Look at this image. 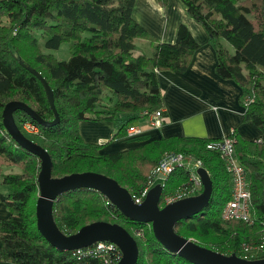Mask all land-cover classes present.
I'll return each instance as SVG.
<instances>
[{
    "label": "trees",
    "instance_id": "16d2710c",
    "mask_svg": "<svg viewBox=\"0 0 264 264\" xmlns=\"http://www.w3.org/2000/svg\"><path fill=\"white\" fill-rule=\"evenodd\" d=\"M158 1L167 4V0ZM134 2L0 0V177L8 187L3 204L9 212L7 218L0 219L2 262L103 264L101 255H87L91 246L58 251L36 228L40 161L10 137L2 112L8 102L19 101L42 121L55 119L46 88L37 76L52 93L57 123L42 125L20 110L13 112V118L22 134L49 154L52 177L99 173L137 198L162 156L172 151L192 154L202 159L209 172L211 195L206 207L177 222L174 232L226 256L243 258L245 250L264 246V0H181L215 50V74L241 90L243 121L261 133L255 141L239 139L234 133L235 156L247 172L252 225L220 219V211L230 199L231 180L219 156L204 149L208 140L170 137L102 155L100 145L81 139L80 121L112 122L116 130L111 140H115L125 137L130 124L162 109L158 74L184 73L200 48L184 25L178 27L174 43L157 41L133 20ZM137 40L150 44L153 53H138ZM62 45H67V60L52 53ZM26 122L35 125L39 133L23 132ZM4 167H16L20 173L3 174ZM183 185L189 188L187 174L177 170L161 189L159 207L166 206L165 197ZM52 218L65 236L95 222L121 226L136 242V264H190L167 252L155 239L150 224L129 220L100 192L78 189L61 194L53 202Z\"/></svg>",
    "mask_w": 264,
    "mask_h": 264
},
{
    "label": "crops",
    "instance_id": "0c3cea01",
    "mask_svg": "<svg viewBox=\"0 0 264 264\" xmlns=\"http://www.w3.org/2000/svg\"><path fill=\"white\" fill-rule=\"evenodd\" d=\"M131 15L153 38L163 43H174L178 27L184 25L200 48L193 54L184 73L169 71L158 74L165 113L162 125L151 127L148 119L142 125L134 122L129 126L139 127L142 131L140 136L111 140L116 130L112 122L80 121L78 131L85 143L100 145L99 153L104 155L170 137L204 139L209 142L234 132L242 140L260 139V131L251 123L243 121L244 109L239 103L241 90L232 81L217 77L214 71L216 53L208 41V35L201 24L189 17L181 0H167L165 6L160 5L158 0H135ZM137 41H140L136 43L138 53H153L147 42ZM7 169L12 171V167ZM7 195L8 187L0 177V219L9 216L3 204ZM0 264L10 263L0 260Z\"/></svg>",
    "mask_w": 264,
    "mask_h": 264
},
{
    "label": "water",
    "instance_id": "95a60500",
    "mask_svg": "<svg viewBox=\"0 0 264 264\" xmlns=\"http://www.w3.org/2000/svg\"><path fill=\"white\" fill-rule=\"evenodd\" d=\"M44 84L50 108L55 119L46 123L27 105L19 101L8 102L2 112L3 126L10 137L24 150L40 161L37 178L38 198L35 204L36 228L48 244L58 251H74L97 242H111L121 251L117 264H136L138 249L135 240L117 224L95 222L82 227L73 235H63L55 226L52 218V205L61 194L78 189L100 192L129 220L141 224H150L155 239L170 254L177 255L190 264H264V258L244 260L235 254L226 256L204 248L190 239L178 236L174 232L177 222L199 214L208 204L211 195V180L205 169H198L202 191L198 196L188 197L159 208L160 188H151L141 204H136L129 191L114 179L93 172H82L52 177V161L49 154L40 146L26 138L15 124L13 112L20 110L42 125L52 126L58 117L49 87Z\"/></svg>",
    "mask_w": 264,
    "mask_h": 264
},
{
    "label": "built area",
    "instance_id": "2783aa9c",
    "mask_svg": "<svg viewBox=\"0 0 264 264\" xmlns=\"http://www.w3.org/2000/svg\"><path fill=\"white\" fill-rule=\"evenodd\" d=\"M248 104L245 101L244 105ZM163 109L150 114L148 116V123L151 127L162 125ZM146 115V112L143 113ZM22 130L28 135H37L38 128L31 123L22 124ZM142 131L139 127L128 126L126 128L125 137L134 138L140 136ZM235 136L231 132L228 136L218 140H212L204 145V149L208 152H213L222 160L225 172L231 180V194L229 201L222 207L220 211V219L222 221H240L247 225L253 224V216L251 213V195L247 179V172L244 165L236 158L235 150ZM198 169H205L209 175L208 170L205 168L201 158L192 154L184 153H169L164 155L152 170L151 180L143 189L141 196L133 198L136 204H141L149 192V185L155 180V177L161 176V189L164 186L166 179L170 177L175 171L182 170L187 174L189 188L184 185L179 187L173 194L165 197V205L177 202L179 200L191 197L192 195L202 191L201 177L197 173ZM210 176V175H209ZM160 208V207H159ZM139 236V232H137ZM78 250V249H77ZM256 252L255 254H252ZM260 253L261 255L259 256ZM101 255L103 264H116L121 259L122 253L120 249L111 242H97L91 245L87 255ZM264 258V246H259L256 249L245 250L244 260H256Z\"/></svg>",
    "mask_w": 264,
    "mask_h": 264
},
{
    "label": "rangeland",
    "instance_id": "374dc122",
    "mask_svg": "<svg viewBox=\"0 0 264 264\" xmlns=\"http://www.w3.org/2000/svg\"><path fill=\"white\" fill-rule=\"evenodd\" d=\"M139 42H140V41H136L137 44H139ZM148 46L151 47L150 44H148ZM52 53H53V55H54L57 59H59V60H67L68 57H69V53H68V49H67V45H62V46L60 47L59 50H57V51H53ZM145 120H146V119L143 118V119L138 120V121H136V122H138V123H137L138 125H142L144 122L146 123ZM171 153H180V152H178V151H172ZM167 154H169V153H167ZM165 155H166V154H165ZM162 157H163V156H162ZM156 164H157V163H156ZM11 170H12V171L15 170V171H13V172H15V173H13V174L20 173V172H19V169L16 168V167H12ZM12 171H10L9 169H7V167H5V168H3V172H2V173H5V174H7V173H12ZM16 172H17V173H16ZM160 187H161V176H157V177H155L154 182H153L152 184L149 185V189H151V188H160ZM177 189H178V188H177ZM177 189H176V190H177ZM176 190H174V191H176ZM174 191L172 190L170 194H173ZM37 198H38V192H37V194H36V201H37ZM36 201H35V204H36ZM190 240L194 241L193 239H190ZM194 242H195V241H194ZM195 243H196V242H195ZM252 252H253V250H252ZM255 253H256V252H254V253H252V254H255ZM257 254H259V256L261 255L260 253H257ZM116 264H117V263H116Z\"/></svg>",
    "mask_w": 264,
    "mask_h": 264
}]
</instances>
